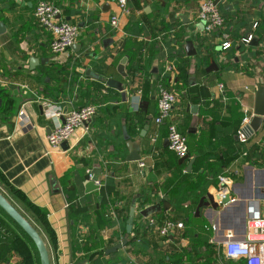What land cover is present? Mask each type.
Segmentation results:
<instances>
[{
  "label": "crops",
  "instance_id": "obj_1",
  "mask_svg": "<svg viewBox=\"0 0 264 264\" xmlns=\"http://www.w3.org/2000/svg\"><path fill=\"white\" fill-rule=\"evenodd\" d=\"M37 1L0 0V191L41 234L50 263L241 264L216 248L226 229L243 234L247 200L258 201L264 214V120L246 143L236 136L243 109H254L255 91L264 86V0H217L225 23L207 50L196 23L199 0H128L124 12L113 0H49L79 29L75 43L58 54L34 15ZM114 14L116 30L109 23ZM225 40L230 47L222 49ZM124 56L122 76L117 66ZM31 57L39 60L33 69ZM159 82L177 100L156 125ZM42 100L65 110L94 104L96 112L75 129L67 149H52ZM168 124L187 137L182 162L168 147ZM130 141L138 160H126ZM88 169L99 185L89 182ZM221 174L231 176L234 204L214 200ZM157 203L158 212L140 213ZM173 217L182 227L166 237L148 226L149 218L160 224ZM3 222L10 225L0 211L1 229L14 238L18 232L4 231ZM124 237L125 246L106 253ZM13 245L1 264H39L27 240Z\"/></svg>",
  "mask_w": 264,
  "mask_h": 264
},
{
  "label": "built area",
  "instance_id": "obj_2",
  "mask_svg": "<svg viewBox=\"0 0 264 264\" xmlns=\"http://www.w3.org/2000/svg\"><path fill=\"white\" fill-rule=\"evenodd\" d=\"M113 1L122 12L127 10L128 0ZM34 15L39 24L44 26L51 34L49 49L53 54L63 52L75 43L79 34L77 25L60 18V9L54 2L38 0L35 5ZM109 23L113 30L118 29L119 17L115 14L110 16ZM196 23L201 24V30L205 34L223 27L224 17L219 12L214 0H199ZM250 39L251 35L244 38L243 42L248 43ZM229 47L230 42L228 40L222 42V49ZM220 87L222 88L221 85ZM176 100V94L162 82H159L157 85L156 114L154 117L156 125H160L164 118L168 116ZM41 105L44 117L50 122L47 141L52 149H59L61 143L67 141L75 129L89 121L96 112L94 104H86L70 110H65L61 104L46 100H42ZM253 115L251 108L243 109V116L236 135L239 143L244 144L247 142L248 134L245 129ZM166 138L169 149L177 156L182 157L188 154L187 137L179 131L175 124L167 125ZM87 175L89 179L94 176L89 169L87 170ZM231 180V176L225 174L217 177L218 186L214 200L220 206L237 202V198L229 193L228 184ZM95 183L99 185V180H95ZM244 218L245 230L241 236H237L233 229H226L223 235L224 238L220 242L224 255L229 259L241 258V264H264V214L258 201L249 199L245 202ZM148 226L157 230L162 237H166L174 227H182V222L165 219L162 223L157 224L154 218H149ZM213 229H215V226ZM128 264L132 263L129 262Z\"/></svg>",
  "mask_w": 264,
  "mask_h": 264
},
{
  "label": "water",
  "instance_id": "obj_3",
  "mask_svg": "<svg viewBox=\"0 0 264 264\" xmlns=\"http://www.w3.org/2000/svg\"><path fill=\"white\" fill-rule=\"evenodd\" d=\"M215 3H217V0L215 1ZM225 8H227V6ZM182 18L184 19V21L187 20L185 16H182ZM3 27H4L3 24L0 23V29H3ZM200 28H202L201 24H200ZM185 49L188 55H193L195 53L193 49V45L190 42L185 45ZM126 60L127 57L124 56L117 66V71L122 76L126 75L124 71V64ZM38 61L39 60L37 58L31 57L29 60L30 68L33 69L34 66L38 64ZM107 84L111 87L117 88L118 90L121 89L120 82L116 80L108 79ZM253 113L254 115L251 118L249 124H247L245 129L248 135L253 132H256L264 120V86L262 85L258 86L257 90L255 91V102H254ZM147 128L148 126L145 125L143 130H141L140 133L141 136H144L145 130ZM127 145L129 148V154L126 156V160L128 161L138 160L139 159V156L137 154L138 145L136 144V142L130 141L127 143ZM61 146L67 149V141L62 142ZM187 158H188V154L180 157V162L184 161ZM192 162L193 159L190 160L188 167L191 166ZM95 180H97V177L94 175L92 179H89V182L94 183ZM168 207H169V203L167 201H163V208L168 209ZM0 209L10 219H12L18 225V227L30 238L37 251L39 264H51L49 251L41 234L33 226V224L8 200V198L1 191H0ZM160 209H161V204L157 203L143 208L140 211V213L143 216H149L150 214L158 212ZM134 211H135V207L131 206L129 208L128 217L126 219V224H125V232L127 235L130 234L132 231V226L134 221ZM127 241H128L127 238L124 237L121 242L108 248L106 250V253L115 252L121 249L123 246L127 244Z\"/></svg>",
  "mask_w": 264,
  "mask_h": 264
},
{
  "label": "trees",
  "instance_id": "obj_4",
  "mask_svg": "<svg viewBox=\"0 0 264 264\" xmlns=\"http://www.w3.org/2000/svg\"><path fill=\"white\" fill-rule=\"evenodd\" d=\"M218 9H219L221 15L223 16V13H224L223 7L219 6ZM212 36H213V32H211L209 34H205L202 37V42L205 43V46H204L205 50H207L208 47L210 46V43L208 41H210L212 39ZM142 48H144V45L142 43H138L137 46H136L137 51H140ZM238 128H239V126H238ZM198 203H199V201L196 204H192V205L194 207H197ZM0 211L3 214V216L6 218V220L9 222V224L11 225V226L7 225L5 222H3V224L5 225V226H3L4 227V231H7L9 228L12 229V230L15 229L16 232H18V233H16V236H15L16 238H18V237L24 238V240H27L34 247L32 241L30 240V238L18 227V225L12 219H10L1 209H0ZM172 220L173 221H181V220H178V218H176V217L175 218L173 217ZM7 234H8V232H6V233L3 232V229H1V225H0V264L6 261L7 255L12 250L13 241L16 240L15 237L13 238V236L7 235Z\"/></svg>",
  "mask_w": 264,
  "mask_h": 264
},
{
  "label": "rangeland",
  "instance_id": "obj_5",
  "mask_svg": "<svg viewBox=\"0 0 264 264\" xmlns=\"http://www.w3.org/2000/svg\"><path fill=\"white\" fill-rule=\"evenodd\" d=\"M17 249L15 245H12V250L10 251L11 253ZM216 251H217V255H220L222 252V249L221 248H216ZM221 260H218V258L216 260H214L213 262H210L209 264H220Z\"/></svg>",
  "mask_w": 264,
  "mask_h": 264
}]
</instances>
